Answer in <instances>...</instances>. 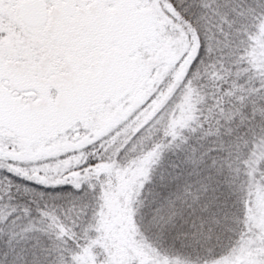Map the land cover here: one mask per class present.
<instances>
[{
  "label": "snow or ice",
  "instance_id": "6c2138e0",
  "mask_svg": "<svg viewBox=\"0 0 264 264\" xmlns=\"http://www.w3.org/2000/svg\"><path fill=\"white\" fill-rule=\"evenodd\" d=\"M264 0H0V264H264Z\"/></svg>",
  "mask_w": 264,
  "mask_h": 264
},
{
  "label": "rangeland",
  "instance_id": "374dc122",
  "mask_svg": "<svg viewBox=\"0 0 264 264\" xmlns=\"http://www.w3.org/2000/svg\"><path fill=\"white\" fill-rule=\"evenodd\" d=\"M258 56H264V49H261L258 53H257Z\"/></svg>",
  "mask_w": 264,
  "mask_h": 264
}]
</instances>
